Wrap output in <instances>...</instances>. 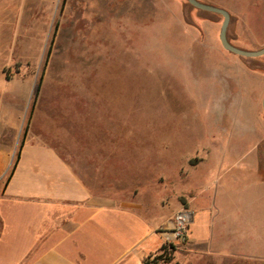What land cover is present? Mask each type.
<instances>
[{
  "label": "rangeland",
  "instance_id": "1",
  "mask_svg": "<svg viewBox=\"0 0 264 264\" xmlns=\"http://www.w3.org/2000/svg\"><path fill=\"white\" fill-rule=\"evenodd\" d=\"M197 1L229 13L231 45L264 47V0ZM221 23L186 0H15V157L32 116L49 120L57 149L123 152V168L103 174L143 180L133 188L164 220L187 188L178 174L234 163L227 148L251 132L261 170L245 181L264 178V56L225 51Z\"/></svg>",
  "mask_w": 264,
  "mask_h": 264
},
{
  "label": "crops",
  "instance_id": "2",
  "mask_svg": "<svg viewBox=\"0 0 264 264\" xmlns=\"http://www.w3.org/2000/svg\"><path fill=\"white\" fill-rule=\"evenodd\" d=\"M1 2L0 264H145L156 257V264H264V178L245 181L261 170L253 132L227 148L234 163L220 158L178 174L187 188L173 197L166 220L155 219L154 202L133 188L143 180L103 174L123 168V152L57 149L48 141L49 120L32 116L16 159L15 0ZM182 208L194 213L187 235L165 243L159 231Z\"/></svg>",
  "mask_w": 264,
  "mask_h": 264
},
{
  "label": "water",
  "instance_id": "3",
  "mask_svg": "<svg viewBox=\"0 0 264 264\" xmlns=\"http://www.w3.org/2000/svg\"><path fill=\"white\" fill-rule=\"evenodd\" d=\"M186 2L188 5H190L194 9L207 12V13H211V14H215V15H219L222 17V23L220 26L218 38H219L222 48L225 51L233 55L239 56L241 58H246V59H256V58H260L264 56V47L256 51H246V50L239 49L230 44L226 36L227 28H228L229 21H230V15L227 11H225L224 9L218 8V7L200 3L197 0H186ZM261 107L264 113V96L262 98Z\"/></svg>",
  "mask_w": 264,
  "mask_h": 264
},
{
  "label": "built area",
  "instance_id": "4",
  "mask_svg": "<svg viewBox=\"0 0 264 264\" xmlns=\"http://www.w3.org/2000/svg\"><path fill=\"white\" fill-rule=\"evenodd\" d=\"M194 213L188 208H182L177 211L167 222L159 233L165 243L179 244L182 243L187 235L188 228L193 222Z\"/></svg>",
  "mask_w": 264,
  "mask_h": 264
},
{
  "label": "trees",
  "instance_id": "5",
  "mask_svg": "<svg viewBox=\"0 0 264 264\" xmlns=\"http://www.w3.org/2000/svg\"><path fill=\"white\" fill-rule=\"evenodd\" d=\"M39 89H40V81L38 82V84H37V86H36L35 93H34V98L37 97L38 92H39ZM26 131H27V128H25V130H24V134H26ZM16 159H17V156H16ZM170 247H172V246L170 245ZM161 250H164V252H163L161 258L164 257V258H162V259H163V260H166V259H167V246L164 245V246L161 248ZM157 259H159V257L154 258L152 261H145V264H156V263H157Z\"/></svg>",
  "mask_w": 264,
  "mask_h": 264
}]
</instances>
